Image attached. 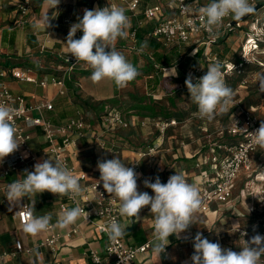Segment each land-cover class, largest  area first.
Here are the masks:
<instances>
[{"label":"crops","instance_id":"1","mask_svg":"<svg viewBox=\"0 0 264 264\" xmlns=\"http://www.w3.org/2000/svg\"><path fill=\"white\" fill-rule=\"evenodd\" d=\"M202 2L209 3L210 0H201ZM171 2V0H170ZM110 3L123 6L119 0H60L56 9H49L46 0H31L30 9L26 16L27 23L22 27H5L0 28V51H10L13 56H8L7 59L16 60V56L23 55L22 59L32 62V66L23 64H14L13 62H7L12 66H27L32 69H39L42 66L48 69L46 72L56 70L58 67L63 66V57L68 54L66 43V37L70 30L71 25L77 22L78 17L82 18L84 9H95L97 7L103 8L109 6ZM153 0H140L139 11L145 7L152 6ZM161 5V4H160ZM163 14L161 18L171 17L176 13L175 6L171 2L168 7H163ZM126 10V9H125ZM51 17L53 12L57 15L55 19H52V27L47 28H34L33 24L36 23L46 12ZM126 15L130 18L131 26L136 25L141 15L136 17L132 16L126 10ZM8 18L9 21L15 25V20L18 17L15 2H1L0 3V19ZM66 19H70L69 23H66ZM146 23L143 22L139 30L144 34L143 44L146 46L148 41L149 30L146 28ZM149 23H157L156 20ZM16 26V25H15ZM130 29V28H129ZM128 29V31H129ZM153 29V28H152ZM83 35L82 32H77L75 39H79ZM131 48L133 41L127 36L126 39H118L116 42V49L119 47L128 46L130 50H134L139 56H135L132 61H137L139 57H147L145 77L148 78L151 86L154 85V69L151 67L154 63V56L152 52L141 51V46L137 45ZM20 47V48H18ZM109 50V49H106ZM94 51V50H93ZM212 51V50H211ZM213 52V51H212ZM214 53V52H213ZM142 55V56H141ZM5 62V61H4ZM46 64H49V68ZM138 63L136 67H138ZM142 69V68H140ZM139 69V70H140ZM151 69V71H150ZM40 70V69H39ZM171 70V67L169 71ZM176 73L172 75L178 77L177 69ZM163 75L169 74L163 71ZM91 69L84 62H78L77 69L72 75V80L67 84V92L64 96H60L56 93V89L52 86L40 87L34 86L29 83H20L16 81H8L10 89L14 93L24 95L29 101L41 100L48 98L53 101L54 108L47 115L52 122L60 123L66 118L74 114L76 109H80L83 113L93 120L94 128L98 133L102 131L101 116L110 110H114L110 102L114 95V83L111 80L105 79L99 83H93L90 80ZM167 79H164V82ZM138 81V79L136 80ZM169 83V81H166ZM180 87V83L174 82L170 85V88L177 89ZM36 95V99H30L32 94ZM96 106H99L98 108ZM128 111L120 110L127 118L130 126L126 129H119L115 132L102 131L103 137H105L106 144L116 145L118 152L110 153L107 150H100L95 140V136H89L79 139L76 146L72 150L70 155L71 163L77 168V170L86 173L89 180H99L100 173L97 168L98 160L113 159L115 156L119 157L127 165L130 161L137 158V153L144 149L145 146L151 142L156 135L154 123L157 120L163 119L162 116L154 114L153 109H148L145 105L135 106L134 104L128 106ZM142 109V112L138 110ZM179 114V113H178ZM226 115V114H225ZM222 116V115H221ZM217 116L215 119L220 118ZM174 119V118H172ZM177 124L170 126L167 130V136L164 143L157 149L154 158L143 157L140 161L141 176H138L137 184L138 191L148 192L149 195H154L150 188L144 186V180L150 179L155 182V178L159 176L162 183H167L168 178L175 174V171L183 172L189 183L198 182L199 170L196 167V163L200 162L202 167L205 168V160L210 154L209 143L207 140L208 134H213L219 128V126H208L206 121H203L196 117H190V114L183 117L175 118ZM194 119V121H190ZM216 121V120H215ZM41 131L38 128L31 130V139L29 141L32 151L38 155L34 161H31L28 165L29 171H34V164L37 161L53 158L51 156H40V151L45 146V141ZM54 159V158H53ZM2 166L0 164V171ZM21 174L18 172H11L4 177H0V187L8 185L13 180L17 179ZM237 181V180H236ZM232 190V200L234 198V190ZM4 191L0 190V253L14 251V242L20 239L23 243V247H32L31 252H22L16 256L7 255L0 259V264H87V249L95 248L97 250H103L106 240L95 228L93 223L83 221L81 218L76 224L70 226L65 230H49L41 233L36 237L26 235L22 231V225L19 223L17 213L21 206H11L4 196ZM225 205H218L212 203L207 211L199 212L197 215L201 219V223L198 225H192L190 229L181 234V238L177 239L174 235L169 237L170 244L166 248V254H162L160 259L153 254L151 248L144 253L138 255L137 262L139 264H185L191 262V256L194 253V247L192 238L201 229L202 225L205 227L208 221L211 223L215 220L216 216L224 212L226 209L233 208L231 202ZM66 196H58L50 192L40 193L36 197L34 205L36 215H44L46 212L51 211L53 213V223L55 217L60 213L61 204H65ZM27 204L28 207L31 201L24 198L21 205ZM11 207V210L9 209ZM74 207L67 205L66 208ZM139 215L141 221L131 224L128 229V235H126L122 241L128 245H140L149 239H152L153 218L150 213V207L146 206L141 209ZM127 223V221H123ZM74 227L78 228V232L66 236ZM51 232L60 234V238L52 250L49 247L37 248L34 247L38 240H42L47 237ZM29 236V241L27 237ZM188 236L189 239L185 240L183 237ZM205 237V236H203ZM34 249H38L39 255H35Z\"/></svg>","mask_w":264,"mask_h":264},{"label":"built area","instance_id":"2","mask_svg":"<svg viewBox=\"0 0 264 264\" xmlns=\"http://www.w3.org/2000/svg\"><path fill=\"white\" fill-rule=\"evenodd\" d=\"M9 1L15 2L16 5L18 17L15 20V25L18 27L24 26L28 20L26 16L30 9L31 0H0V3ZM119 1L131 14V17L142 15V18L138 20L136 25L131 26L128 31V36L133 41L131 48L136 47V34L140 25L143 22L156 20L158 24L153 27L149 35L157 40L162 47L192 46L188 54L193 56L200 45L205 46L204 57L207 61L212 63L219 60L222 62L225 81L229 77L239 76L238 85L244 88H258L256 74L264 73V56L257 57L255 53L259 49L260 52L264 50V12L259 16V12H255L249 16V22L253 21L255 24L261 23L263 28L260 27V29L262 28L263 33H245L244 43L241 45L242 50L245 53L248 52L252 58H242L241 53H239L241 60L234 63L230 60H220L218 55L211 51V46L219 38L228 37L233 30L240 28L241 23L248 22L249 18L236 23H233L234 20L230 17L225 18L224 26L219 30V34L214 35L204 27V22L197 11L199 7L207 4V2H202L201 0H198L197 3H195V0H171L176 7V13L164 19L161 18L164 11L160 4L145 7L139 11L140 0ZM253 2L257 4L259 0H250V3ZM110 5H115V3H110ZM188 5H192V8L186 10L184 6ZM65 22L69 23L70 19H66ZM206 47L208 51H206ZM63 63V66L50 72H46L43 66H39V70L27 66L0 65V103L13 105L17 109L14 122L17 127V139L21 142L18 150L5 157L3 162L0 163L2 166L0 177H4L11 172L23 174L25 170L29 171V163L34 161L38 156L32 151L29 144L31 130L38 128L42 135H44L45 141V146L39 155L43 157L51 156L66 164L80 178V183L88 189L82 196L75 199L66 196L67 203L60 205L61 210L66 209L67 205H79L89 213L88 217L82 215L81 219L93 223L97 231L105 237L106 243L103 250L95 248L87 249V264H139L137 257L151 248L149 243L151 239L140 245L125 244L122 239L114 243L111 242L105 231V225L113 218L121 219L118 215V201L110 198V194L104 190L102 182L97 185L96 189L97 180H89L86 173L77 170L70 161V155L77 141L92 135L95 136L100 150L117 153L118 149L116 145L108 146L106 144L102 131L103 133H112L119 129L128 128L130 123L127 118L118 109L106 112L100 118L102 124L101 133L95 130L93 120L88 118L80 109H76L74 114L63 122L54 123L47 115L54 108L51 99L43 98L35 100L36 95L33 93L30 99H34L35 101L31 102L24 95L14 93L9 87V80L40 87L52 86L56 89L58 95L64 96L67 92V84L72 80V75L76 71L78 63H76L75 58L71 55L64 56ZM248 64H254L255 68L245 70V66ZM163 69L169 70L170 67H163L162 71H164ZM206 72L205 67L198 65L195 69L187 70L186 74L196 82ZM255 108V105L246 106L242 99L235 96L234 107L228 113L226 125H220L215 133L207 135L211 150L205 160L207 166L203 168L200 162L196 163V167L200 169L197 185L200 188L203 200L199 212L207 211L212 203L218 205L229 203L232 200V190L237 178L241 175L251 176L253 172L252 156L261 148L255 145L250 135L242 132L241 129L246 128L248 132H255L260 127L264 119L260 117ZM177 123L176 119L155 121V137L144 149L137 153L136 159L130 161L125 166L134 168L139 174L141 159L143 157L152 159L156 156L157 149L164 143L168 128ZM139 176L141 175L139 174ZM6 187L7 185H3L0 187V190L5 192ZM27 209L28 205L25 204V207L17 213L21 225L27 216ZM77 232L78 228L74 227L65 235L70 236L73 233L76 235ZM59 238L60 234L51 232L44 239L38 240L34 247H49L53 250ZM27 240H30L29 236ZM31 250L32 247L29 246L25 249L22 241L17 239L14 242V251L0 253V259L7 255L16 256L22 252H31ZM185 264H191V262Z\"/></svg>","mask_w":264,"mask_h":264},{"label":"clouds","instance_id":"3","mask_svg":"<svg viewBox=\"0 0 264 264\" xmlns=\"http://www.w3.org/2000/svg\"><path fill=\"white\" fill-rule=\"evenodd\" d=\"M198 0H195L197 3ZM49 9H56L60 0H46ZM255 3L250 0H210L209 3L197 9L204 27L214 35L224 26L225 18L240 21L243 17L254 14ZM186 10L192 5L184 6ZM48 11L33 24L34 28L47 29L52 27L51 20L57 15H48ZM131 27L130 18L122 6L110 5L89 10L84 9L83 17L71 25L66 37L65 46L78 62L86 63L91 69L90 80L95 84L102 80H111L116 87L123 88L138 75V69L126 56L116 49L118 39H126ZM83 35L75 39L77 32ZM144 45H141V51ZM109 49V50H106ZM94 50V51H93ZM223 64L216 60L207 66V72L193 83L192 77L185 80L190 94V100L197 106L192 115L206 122H212L217 116L229 113L234 107V90L226 84L223 75ZM169 75H175L176 70L163 69ZM168 75V76H169ZM256 83L260 93H264V73L256 74ZM17 109L10 104L0 103V163L4 158L18 150L21 142L17 139V127L14 116ZM242 132L250 135L253 143L264 149V121L255 132ZM97 168L100 173L97 185L102 182L104 190L110 198L118 201V215L121 219L113 218L105 225V231L111 242H117L128 235L127 229L141 221V209L150 207L153 218L152 239L150 247L159 259L170 244L169 237L181 238L192 225L201 223L197 215L203 200L200 188L195 183H189L183 172L175 171L162 183L159 176L155 182L144 180V186L150 188L154 195L138 191L139 174L132 167H126L125 162L115 156L113 159L98 160ZM87 187L80 183V178L61 161L48 158L37 161L34 171L25 170L6 187L4 196L11 206L21 205L24 198L31 201L27 216L22 224V231L36 237L49 230H65L76 224L81 216L88 217L89 213L79 205L69 207L58 213L53 223V213L35 214L36 197L40 193L50 192L58 196L75 199L82 196ZM101 194V193H100ZM102 195V194H101ZM248 208V207H247ZM11 210V207L9 208ZM250 211V209H248ZM127 221V223L123 222ZM220 231H217L218 234ZM185 240L188 236L183 237ZM194 253L191 264H264V236L256 234L250 240L243 242L240 251L222 248L218 242H211L197 232L192 238ZM39 255L38 249L33 250Z\"/></svg>","mask_w":264,"mask_h":264},{"label":"rangeland","instance_id":"4","mask_svg":"<svg viewBox=\"0 0 264 264\" xmlns=\"http://www.w3.org/2000/svg\"><path fill=\"white\" fill-rule=\"evenodd\" d=\"M153 1L154 3H160L165 8L171 5L170 0ZM262 12H264V5H262L256 11L258 16ZM249 21L250 18L248 19V22L241 23L240 28L233 30L224 43L211 46V50L213 52H217L220 55L221 53H225V49H228V54L225 57L232 60L234 57L231 56V53L234 51H236V54L241 53L242 58L247 57L251 59L252 56L248 52L245 53L241 48V45L244 43L245 33L252 32L261 34L263 33V27L261 23L255 24V22ZM3 26L5 27L4 29H8V27L14 29V27H18L14 25L12 20L9 21L6 17L0 19V28ZM260 27L262 28L260 29ZM127 47L128 46L123 45V47H119L120 49L117 50L122 52L134 66H136L138 63L139 66L137 69L139 75L134 80L129 82L126 87L118 88L114 84L113 99L106 103L111 104L113 108L123 111H128V106L132 104L135 106L149 105L153 107L154 114H158L162 117L175 113H189L190 111L194 110L195 104L191 102L188 90H180V87L177 88L179 90L170 88V85L175 82V80L170 79L172 76L167 78L169 81V83H167V80L164 82L165 78H163V76L160 75L158 71L156 73L154 71V85L151 86V83L148 81L149 79L144 75L146 74V71L143 70V68H147L145 67L147 57H139V59L137 58V61H132V59H134L135 56H139V54ZM200 47H203L205 50V46L200 45ZM188 48L189 47L187 45H182L179 49L181 50V53H184L187 52ZM143 49L144 52H152V49L149 47L148 43L143 47ZM170 49L171 48H160L158 51L164 53L170 51ZM10 51L12 50L5 49L0 51L1 66H7V62L32 66V62L26 61L25 63L23 60H21L23 55L16 56L18 58L17 61L7 59L8 56H13ZM206 51H208L207 47ZM152 54V56H154V53ZM255 56H264V50L260 52L259 49L258 52L255 53ZM203 62L204 61H202L200 66L205 67L207 70V66L209 64L204 65ZM46 65L49 68V64ZM21 69L24 70L23 68ZM176 69L178 71V66H176ZM47 70L48 69H46V71ZM177 73H179V71ZM232 77L228 81L235 85V96L242 100L244 99V102L246 101V98L255 102V110L258 112L260 117L264 119V93H261V96L259 97L260 94L257 92L258 88H244L238 85L239 78L237 79L235 76L233 78ZM137 79L138 81H136ZM257 94L258 96H255ZM96 107L98 108L99 106ZM138 110L142 112V109L138 108ZM192 114L190 117H194ZM215 120L210 123L206 122V124L208 126L211 125L212 128L214 125H226L228 115L224 114ZM190 121L192 122L194 119H190ZM252 167L253 172L251 176L247 177L246 175H241L237 178L234 190V198L231 202L233 208L230 210L226 209L224 212L217 215L212 223L211 221H208L205 227L202 225L201 229L199 228L198 230V232H201L203 236H205L209 241L214 243L218 242L222 248H230L235 252H239L241 250L240 246L243 244L244 240L248 241L256 234L264 236V149H258V151L253 154ZM248 209H250V211H248ZM217 231L220 232L217 234Z\"/></svg>","mask_w":264,"mask_h":264},{"label":"trees","instance_id":"5","mask_svg":"<svg viewBox=\"0 0 264 264\" xmlns=\"http://www.w3.org/2000/svg\"><path fill=\"white\" fill-rule=\"evenodd\" d=\"M260 3H261V6L264 5V0H260ZM141 15V14H140ZM142 16V15H141ZM142 17H140L141 19ZM150 21H148L146 23V28L148 27V30L149 32L152 30V28L154 27V23H149ZM143 33V32H142ZM141 33V30H139L138 28V31H137V34H136V42H137V45L138 46H141V45H144L143 44V41H144V34ZM229 37V36H228ZM226 36L224 37H221L219 38L212 46H215L216 44H222L225 42V40L228 38ZM149 47L152 49L153 53H154V63L153 65H151V67H153L155 73L158 71L160 73V75L163 76V78L167 79L168 77L172 76V75H169V76H165L163 75V71H162V68L163 67H171L172 68H175L176 66H178V71H179V76L178 77H170V79H173L175 80V82H178L180 83V90H183V91H187V87L185 85V80L189 77L187 74H186V71L189 70V69H195V67H197L198 65L202 64V61L203 64H210V61H207L204 57V49L203 47H199L196 51V53L191 56L188 54V52L190 51V49L192 48V46H190L187 50V52H184V53H181V50L179 49L180 47H172L170 49V51L168 52H161V51H158L160 48H164L161 46V44L155 40L153 37H151L150 35H148V41H147ZM236 51H234L233 53H231V56L234 57V59H229L225 56H227L228 54V49H225V53H221L220 55L217 53V52H214L218 55V57L220 58V60H230V61H233L234 63H237L239 62L241 59L239 57V54H236L235 53ZM188 66V68H187ZM190 66V67H189ZM255 65L254 64H248L246 65L245 67V70L246 69H254ZM151 71V69H150ZM181 73V75H180ZM159 75V76H160ZM231 77H229L227 80H226V84L228 86H230L233 90H234V87L235 85L231 82H229L228 80L230 79ZM233 78V77H232ZM239 78V76H237V79ZM168 80V79H167ZM193 83H195V81H193ZM245 88H248V87H245ZM174 90H179V89H174ZM252 92V91H251ZM259 97L261 96V93L259 92V90H257ZM255 95V96H258ZM244 100V99H243ZM246 101L243 103L246 105V106H254L255 105V102L253 101H250L248 98L245 99ZM255 101V100H254ZM148 109H153L152 106H146ZM197 111V106L195 105V108L193 111H190L189 113H180V114H170L169 116H165L163 117V119H172V118H177V117H183V116H187V114H192L193 112H196ZM228 115V113H227Z\"/></svg>","mask_w":264,"mask_h":264},{"label":"water","instance_id":"6","mask_svg":"<svg viewBox=\"0 0 264 264\" xmlns=\"http://www.w3.org/2000/svg\"><path fill=\"white\" fill-rule=\"evenodd\" d=\"M260 7H261V3L258 2V3L255 5V11H257ZM251 15H252V14L243 17L242 20H240V21H233V23L245 21V20H247V19L249 18V16H251Z\"/></svg>","mask_w":264,"mask_h":264}]
</instances>
